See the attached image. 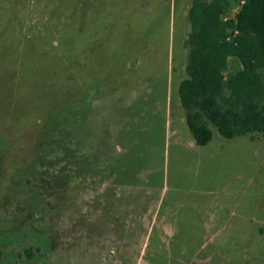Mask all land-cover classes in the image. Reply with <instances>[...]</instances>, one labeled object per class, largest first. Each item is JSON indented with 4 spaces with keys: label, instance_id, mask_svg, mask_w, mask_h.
Returning a JSON list of instances; mask_svg holds the SVG:
<instances>
[{
    "label": "rangeland",
    "instance_id": "obj_1",
    "mask_svg": "<svg viewBox=\"0 0 264 264\" xmlns=\"http://www.w3.org/2000/svg\"><path fill=\"white\" fill-rule=\"evenodd\" d=\"M191 1L0 0V264H264V135L179 102Z\"/></svg>",
    "mask_w": 264,
    "mask_h": 264
},
{
    "label": "trees",
    "instance_id": "obj_2",
    "mask_svg": "<svg viewBox=\"0 0 264 264\" xmlns=\"http://www.w3.org/2000/svg\"><path fill=\"white\" fill-rule=\"evenodd\" d=\"M226 0H192L187 10L188 58L178 98L188 130L199 146L211 126L226 139L264 135V0H245L229 21ZM228 28L239 31L225 41ZM238 65L225 76L230 59Z\"/></svg>",
    "mask_w": 264,
    "mask_h": 264
},
{
    "label": "built area",
    "instance_id": "obj_3",
    "mask_svg": "<svg viewBox=\"0 0 264 264\" xmlns=\"http://www.w3.org/2000/svg\"><path fill=\"white\" fill-rule=\"evenodd\" d=\"M230 0H227V2ZM245 4V0H235L233 2L227 3V9L222 15L224 21H229L232 14L239 11L241 7ZM239 31L233 28H228L225 36V41L228 43L234 42V39L238 36Z\"/></svg>",
    "mask_w": 264,
    "mask_h": 264
}]
</instances>
